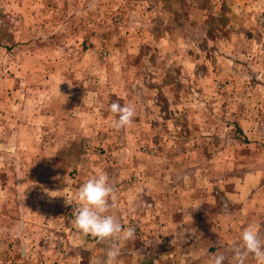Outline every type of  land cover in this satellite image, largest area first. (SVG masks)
Returning <instances> with one entry per match:
<instances>
[{
  "label": "rangeland",
  "instance_id": "1",
  "mask_svg": "<svg viewBox=\"0 0 264 264\" xmlns=\"http://www.w3.org/2000/svg\"><path fill=\"white\" fill-rule=\"evenodd\" d=\"M259 12L264 0H0V264L106 258L113 242L74 227L100 173L109 214L136 229L115 264L159 256L185 226L177 206L210 210L222 239L264 166ZM113 102L135 107L130 127H112Z\"/></svg>",
  "mask_w": 264,
  "mask_h": 264
},
{
  "label": "crops",
  "instance_id": "2",
  "mask_svg": "<svg viewBox=\"0 0 264 264\" xmlns=\"http://www.w3.org/2000/svg\"><path fill=\"white\" fill-rule=\"evenodd\" d=\"M247 41L251 42L250 39ZM253 42L250 44V47L247 48L248 51L255 52L256 49L254 46H256L257 43L255 45ZM247 65L250 66V63L248 62ZM259 81V86L264 88V70L259 72ZM254 105L256 109H264V101L261 99L255 102ZM240 118L248 119V115L242 114ZM251 120H255L256 123H259V140H264V114H259V117H255L254 115ZM262 150L264 153V148ZM258 170L259 174H257V177H259V188L256 189L255 193L248 197L245 202L236 205L237 207H230L228 210L229 215L224 214L225 217L229 216L230 228L225 226L222 239L218 238L214 228L210 224V216L212 214L210 210L207 211V208L204 209L206 216L202 215L200 217L198 212L193 211V207L183 209L177 206L179 212H177L176 217L181 223L184 222L185 225L181 226L185 227L184 229L181 227H175L173 229L174 236H176L177 239L175 241H168L166 245L161 244L157 246L160 254L157 257L147 254L156 251V248L152 250L147 246H143L140 247L143 256L135 258L141 261L142 264H209L210 257L221 251L222 247L216 248L218 243H222V252L226 256L224 264H235L232 250L241 243V233L245 227L251 223L258 224L260 226L261 238L264 239V166L259 164ZM254 194H257L258 197L254 196ZM176 205H178L177 202ZM165 212L167 213L168 210L166 209ZM212 212L214 216L215 210L213 209ZM188 218L192 221L187 224L185 220ZM165 232H167V229ZM219 236H221V234H219ZM216 241L220 242L216 243ZM226 247L228 250H224ZM133 264H135V262H133ZM245 264H257V261L254 257L249 256Z\"/></svg>",
  "mask_w": 264,
  "mask_h": 264
},
{
  "label": "clouds",
  "instance_id": "3",
  "mask_svg": "<svg viewBox=\"0 0 264 264\" xmlns=\"http://www.w3.org/2000/svg\"><path fill=\"white\" fill-rule=\"evenodd\" d=\"M110 111L117 117L112 121V127L116 130L130 127L136 115L135 107L131 104L122 106L120 103L113 102L110 105ZM113 191L109 176L106 173H100L87 179L76 193L78 206L74 212V227L85 237L91 236L102 242H113L106 252V258L97 257L92 264H115L120 255V248L114 241H127L135 237V226L125 227L115 215L109 214L112 207L109 198ZM66 204L72 205L71 202ZM232 256L235 264H245L249 256L254 257L257 264H264V239L261 238L258 224L251 223L243 229L241 243L233 248ZM225 260L224 254L213 255L210 257L209 264H224Z\"/></svg>",
  "mask_w": 264,
  "mask_h": 264
},
{
  "label": "built area",
  "instance_id": "4",
  "mask_svg": "<svg viewBox=\"0 0 264 264\" xmlns=\"http://www.w3.org/2000/svg\"><path fill=\"white\" fill-rule=\"evenodd\" d=\"M255 15V24L260 34V44L264 52V12H259Z\"/></svg>",
  "mask_w": 264,
  "mask_h": 264
}]
</instances>
